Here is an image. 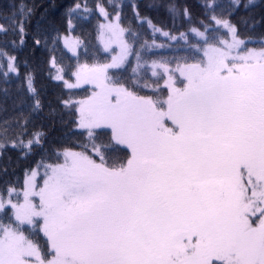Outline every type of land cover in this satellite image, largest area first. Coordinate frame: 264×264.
I'll return each mask as SVG.
<instances>
[{"label":"snow or ice","instance_id":"1","mask_svg":"<svg viewBox=\"0 0 264 264\" xmlns=\"http://www.w3.org/2000/svg\"><path fill=\"white\" fill-rule=\"evenodd\" d=\"M37 7L0 5V84L21 80L0 155L32 161L22 180L0 174V264H264L254 0H201L198 14L152 0L169 30L135 2L129 17L123 0H74L66 27L49 19L58 5ZM29 41L62 85L47 112L26 59L21 79ZM37 117L60 125L57 141Z\"/></svg>","mask_w":264,"mask_h":264},{"label":"trees","instance_id":"2","mask_svg":"<svg viewBox=\"0 0 264 264\" xmlns=\"http://www.w3.org/2000/svg\"><path fill=\"white\" fill-rule=\"evenodd\" d=\"M10 2H16L19 3L20 0H0V5L7 4ZM26 4H35L37 5V11L42 12L45 7L50 6L52 4L58 5V7L49 8V19L52 21V23L55 26H61L63 25L66 27V21L63 20V13L65 8H67L71 3L74 2V0H23ZM90 6L94 7L97 0H87ZM104 4L108 3V0H102ZM137 3L140 6V11L142 13L150 15L155 22L159 23H165L167 25L166 30H169L172 28V21L170 17H167L166 10L164 8L160 9H148L146 5L152 0H123V3L125 5H128V7L125 8V12L128 14L129 17L132 16L130 4L131 3ZM160 2L163 3H171L175 2L178 5H187L190 6L193 10L194 14H198L200 9L201 0H160ZM223 2L227 3L228 0H223ZM254 3L256 7L253 9V15L254 18L257 21H261V16L264 15V0H254ZM0 22H3L0 20ZM95 24V19H92L91 22H83L82 24H78L76 35L81 34L82 28H88L91 29L92 26ZM180 30H183L182 28ZM264 31V22L258 23L255 26V34L258 36L260 32ZM178 34V33H176ZM147 38L151 39V33L150 31L147 34ZM166 43L172 46H175V41H168L163 37H160L159 34H157V43ZM183 43L182 41L180 42ZM32 42L29 41L30 47L25 48L23 52L20 53V71H21V79L23 76V73L26 71L25 65L23 61L26 59L28 62V65L31 67V69L34 71L35 75V84L36 88L38 89L41 99L44 102L45 105V112L48 111L49 108V101L52 102L53 105L56 103V96L59 95L62 91V85H59L58 82L53 81L48 76V64L47 59L49 56V53L46 49L38 48L35 51H33L31 47ZM60 47L62 48V43L60 44ZM82 51V49H81ZM162 51V54H170L168 50H157ZM151 56V54H149ZM101 59L103 58V53H100ZM21 83L20 79H13L10 84L7 86L9 87L8 94H5L4 87L5 85L0 84V120L5 119L11 115L14 114V104L16 102L17 93L16 88L17 85ZM67 119V117H65ZM37 125L44 124L45 128L50 133V140L57 141L58 138L61 136L62 131L59 124L53 125L51 120L48 119H40L37 117L36 119ZM38 159V157H37ZM29 163H32L31 160H18L17 159V153L14 151H8L4 155H0V174H2L3 168L6 166L9 173V178L14 179L13 173L16 175H19L21 177V180L23 178V169L26 167Z\"/></svg>","mask_w":264,"mask_h":264}]
</instances>
